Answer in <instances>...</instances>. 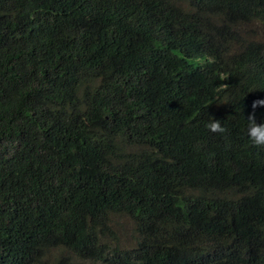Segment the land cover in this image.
Listing matches in <instances>:
<instances>
[{"label": "trees", "instance_id": "16d2710c", "mask_svg": "<svg viewBox=\"0 0 264 264\" xmlns=\"http://www.w3.org/2000/svg\"><path fill=\"white\" fill-rule=\"evenodd\" d=\"M248 25L264 0H0V264H264Z\"/></svg>", "mask_w": 264, "mask_h": 264}, {"label": "rangeland", "instance_id": "374dc122", "mask_svg": "<svg viewBox=\"0 0 264 264\" xmlns=\"http://www.w3.org/2000/svg\"><path fill=\"white\" fill-rule=\"evenodd\" d=\"M257 31L256 36L262 35L264 33V25L254 26L248 25L245 31ZM134 224L132 220L126 216L115 215L113 217L112 223L110 225L111 233L105 237V240L109 243H114L116 240L122 248L130 249L135 246L136 234L134 233ZM57 256V252L52 255V258ZM72 257V256H71ZM93 264V263H85Z\"/></svg>", "mask_w": 264, "mask_h": 264}, {"label": "clouds", "instance_id": "9594fccd", "mask_svg": "<svg viewBox=\"0 0 264 264\" xmlns=\"http://www.w3.org/2000/svg\"><path fill=\"white\" fill-rule=\"evenodd\" d=\"M209 62H214L213 58H209ZM223 79H227L226 74L222 76ZM223 87H227L224 85ZM258 107H264V99H258L253 101L251 108L252 112L247 116L246 128L244 130L245 136L251 141L252 146L264 147V123L257 124L255 119V109ZM210 133H223L225 129L219 120H215L209 117V123L206 125Z\"/></svg>", "mask_w": 264, "mask_h": 264}]
</instances>
